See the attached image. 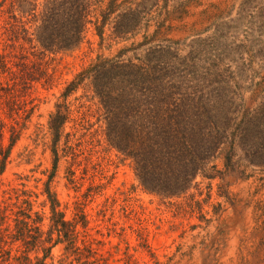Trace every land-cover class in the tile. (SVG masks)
I'll use <instances>...</instances> for the list:
<instances>
[{
	"label": "rangeland",
	"instance_id": "rangeland-1",
	"mask_svg": "<svg viewBox=\"0 0 264 264\" xmlns=\"http://www.w3.org/2000/svg\"><path fill=\"white\" fill-rule=\"evenodd\" d=\"M0 264H264V0H0Z\"/></svg>",
	"mask_w": 264,
	"mask_h": 264
}]
</instances>
